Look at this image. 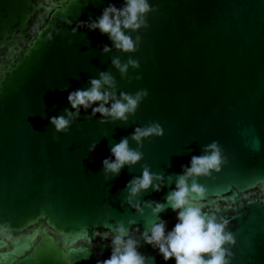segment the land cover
Listing matches in <instances>:
<instances>
[{"label":"water","instance_id":"obj_1","mask_svg":"<svg viewBox=\"0 0 264 264\" xmlns=\"http://www.w3.org/2000/svg\"><path fill=\"white\" fill-rule=\"evenodd\" d=\"M109 3L119 8L123 0H0V264L108 259L111 240L94 232L134 219L142 233L155 222L147 209L140 217L123 204L142 165L166 185L142 193L141 203H164L181 166L213 141L226 163L197 181L206 195L193 204L228 221L231 264H264V0H149L157 11L133 34L139 50L101 55V46L112 47L107 35L83 28L72 35L64 21L95 20ZM116 57L140 67L121 79L110 66ZM104 71L117 95L147 90L135 114L127 124L100 125L99 115L87 119L91 109H82L66 134H56L49 120L71 110L68 94ZM150 123L163 136L144 140L143 160L106 181L102 161L111 147ZM160 219L168 231L177 222L170 208ZM139 251L164 264L142 240Z\"/></svg>","mask_w":264,"mask_h":264},{"label":"clouds","instance_id":"obj_2","mask_svg":"<svg viewBox=\"0 0 264 264\" xmlns=\"http://www.w3.org/2000/svg\"><path fill=\"white\" fill-rule=\"evenodd\" d=\"M149 0H123L121 7L109 3L103 9L102 14L95 20L77 22L72 27V21L66 19L64 23L71 27V34L75 35L78 29H87L89 32L98 30L101 35H107L112 47L101 46V55H108L113 50L121 54H133L139 50L141 37L133 34L147 29L148 15L155 13ZM58 34V31H57ZM52 40L51 34L48 37ZM71 43V42H69ZM111 68L115 69L121 79L127 77L129 69L137 70L139 61L129 58L121 62L119 57L110 61ZM131 83V77L128 78ZM140 80V76L135 77ZM66 89H61L64 91ZM147 90H139L134 94L120 92L117 95V84L114 76L109 71L100 72L98 78L88 81L86 90H75L68 94L67 103L71 110L65 109L63 115L50 118L49 123L56 134H66L71 124L79 119L81 110L91 114L87 119H93L99 115L98 123L127 124L130 116H133L140 103L147 97ZM96 105V106H94ZM163 136V128L159 123H150L145 127H135L130 137L111 147L109 158L102 161L103 176L116 177L125 166L131 168L143 160V141L152 137ZM55 140L56 137L54 136ZM129 141L136 145L133 149ZM97 144L93 143L88 148L90 155L96 150ZM202 154L192 156L189 166H181V174L175 178V188L170 191L164 203L148 201L141 203L142 193L151 189L159 193L166 185V178L151 171L148 165H142L141 175L134 177L125 186L127 193L123 204L134 210L137 216L143 217L147 209L155 222L145 225L141 233L134 227L136 220L130 219L127 227L122 221L114 226L106 223L104 227L108 231L94 232L93 238L111 240V255L108 259H97L96 264H149L154 258L147 257L139 251L141 240L144 245L157 251L158 255L168 264H231L233 253L231 246L235 245V239L231 232L227 231L228 221L203 212L201 207L194 206L195 200H204L206 189L197 181L201 178H209L214 173H219L226 163L221 147L217 141L202 147ZM190 182V183H189ZM171 176L167 178V184H171ZM176 213V223L171 231L166 229V221L160 219V214L166 209ZM92 246V245H91ZM87 254L84 256L88 258Z\"/></svg>","mask_w":264,"mask_h":264}]
</instances>
